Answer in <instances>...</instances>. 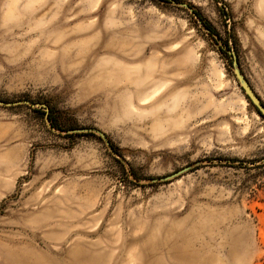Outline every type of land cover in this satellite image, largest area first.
Wrapping results in <instances>:
<instances>
[{"label":"rangeland","instance_id":"374dc122","mask_svg":"<svg viewBox=\"0 0 264 264\" xmlns=\"http://www.w3.org/2000/svg\"><path fill=\"white\" fill-rule=\"evenodd\" d=\"M233 51L264 103V0H0V264H264Z\"/></svg>","mask_w":264,"mask_h":264},{"label":"water","instance_id":"95a60500","mask_svg":"<svg viewBox=\"0 0 264 264\" xmlns=\"http://www.w3.org/2000/svg\"><path fill=\"white\" fill-rule=\"evenodd\" d=\"M175 4L180 5L190 10L187 4H182V3H179V4L175 3ZM231 58H232V66H233L234 75L239 83V86L241 87L242 91L244 92L247 100L252 105V107L264 118V103L262 102L260 97L256 94V92L254 91L250 83L248 82L247 78L244 76L243 72L241 71L239 67L237 55L234 51L231 53ZM100 135L102 136L103 140L106 141L108 146H110L106 136L101 133Z\"/></svg>","mask_w":264,"mask_h":264},{"label":"trees","instance_id":"16d2710c","mask_svg":"<svg viewBox=\"0 0 264 264\" xmlns=\"http://www.w3.org/2000/svg\"><path fill=\"white\" fill-rule=\"evenodd\" d=\"M197 16V14H195ZM199 18V20L201 21V23L203 24V26L209 31V33L211 35H213L212 33V28L210 26V24H208L207 22H205L203 19H201L199 16H197ZM49 120L52 122L53 126H55V118L53 116H51V114L48 116ZM57 126V125H56Z\"/></svg>","mask_w":264,"mask_h":264}]
</instances>
